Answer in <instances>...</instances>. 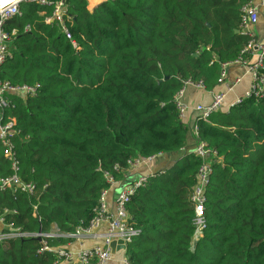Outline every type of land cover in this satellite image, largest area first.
Segmentation results:
<instances>
[{"label": "trees", "instance_id": "16d2710c", "mask_svg": "<svg viewBox=\"0 0 264 264\" xmlns=\"http://www.w3.org/2000/svg\"><path fill=\"white\" fill-rule=\"evenodd\" d=\"M248 0H66L74 48L50 7L22 2L5 29L11 56L1 78L40 84L12 97L19 177L33 194L0 190V214L22 231L87 226L108 177L122 182L137 158L179 153L189 128L174 97L184 81L219 84L221 64L241 55ZM29 27V30L26 29ZM238 30V32H235ZM197 139L214 152L206 185V227L193 241L191 194L202 160L180 155L150 174L126 203L140 234L130 264H264V104L253 98L198 120ZM0 146V177L11 174ZM66 238H50L62 246ZM36 238L0 241V264H56Z\"/></svg>", "mask_w": 264, "mask_h": 264}, {"label": "built area", "instance_id": "2783aa9c", "mask_svg": "<svg viewBox=\"0 0 264 264\" xmlns=\"http://www.w3.org/2000/svg\"><path fill=\"white\" fill-rule=\"evenodd\" d=\"M87 1L88 6L93 7L102 0ZM22 2L36 3L39 6L50 7L51 13L44 18V21L46 23H56L74 48H77L78 44L73 39L69 26L67 25V20H70V17L66 12V0H0V146L4 148V157L10 163L11 168V174L6 177H0V190L10 189L14 192L19 190L33 194L35 185L31 182L23 181L18 175L19 162L14 143L11 140V136L14 133V122L5 119L4 111L11 104L12 97L27 98L36 96L40 89V84H14L1 78L2 66L7 58L11 56L9 45L11 38L5 29V22L8 18L20 14L19 5ZM260 7L262 8L264 17V0H260ZM240 11V31L242 34H246L249 40L237 59L221 64L218 83H225V89L223 91L213 92L211 100L207 104H196L189 107L183 101L186 87L206 88L201 81H184L174 97L176 110L181 120L189 108L197 112L195 122L198 120L207 121L211 114L221 109L226 93L231 91L233 85L238 81L236 79L230 83L225 82L227 69L233 64L240 65L251 76V81L248 89L241 97L236 98L232 106L251 98L256 102L263 101L264 104V36H257L252 28L259 19V5L253 3L252 0H248L242 5ZM26 29L29 30V27H26ZM194 135L196 144L193 153L202 160L191 194L194 212L192 218L194 226L192 239L193 241H197L202 236L203 230L206 227L205 190L212 173V162L210 159L214 157V152L210 151L205 142L197 139V126L195 124ZM155 158V156H150L135 159L129 163L130 171ZM148 176L144 174L139 175L129 184L121 188L115 196L113 209L108 205L107 192L116 182L112 177H108L110 186L101 192L98 204L94 209V215L89 224L84 227H77L67 233L57 229L37 232L22 231L20 228H15L11 223L7 222L3 215L0 214V241L8 238H36L41 243L38 253L44 251L54 252L58 257L56 264H107L114 256L111 252L110 243L112 241H121L125 246V248L118 249V252L121 253V261L123 264H130L128 261L127 247L134 237L140 234V229L133 226L131 222L132 218L126 210V203L139 187L145 185ZM50 238H66L68 241L62 246H51L48 242ZM83 240H101V242L89 247L80 248L76 251L68 248L70 243Z\"/></svg>", "mask_w": 264, "mask_h": 264}, {"label": "crops", "instance_id": "0c3cea01", "mask_svg": "<svg viewBox=\"0 0 264 264\" xmlns=\"http://www.w3.org/2000/svg\"><path fill=\"white\" fill-rule=\"evenodd\" d=\"M253 3L259 5V19L258 21L252 26L254 32L257 36L262 37L264 36V17L262 13V8L260 7V0H252ZM238 79L237 83L233 85L231 91L227 92L224 98V103L221 107L222 110H228L229 107L232 106L233 102L236 98L241 97L242 94L248 89L251 76L244 71V69L238 65L233 64L229 66L227 69V83L233 82L234 80ZM225 89V83L217 84L214 89H203V88H195L193 86H187L183 95V101L189 106L192 107L196 104H207L211 100V96L213 92L223 91ZM197 117V112L194 111L192 108L187 109L182 118L184 124L187 125L189 128L188 135H187V142L186 147L180 151L179 153L174 154H159L156 156L155 159L143 164L141 166L136 167L135 169L131 170L129 174L124 178L122 182H116L113 186L108 189L107 192V202L111 209L114 207V200L116 194L129 184L132 180L137 178L139 175H150L157 170L168 169L172 165L176 163L180 155L183 153H193L196 138L194 135V124ZM101 240H83L80 242H72L68 245L70 250L76 251L83 247H89L94 244L100 243ZM120 252L118 250L115 252L113 259L110 260L107 264H123L121 261Z\"/></svg>", "mask_w": 264, "mask_h": 264}, {"label": "water", "instance_id": "95a60500", "mask_svg": "<svg viewBox=\"0 0 264 264\" xmlns=\"http://www.w3.org/2000/svg\"><path fill=\"white\" fill-rule=\"evenodd\" d=\"M235 32H238V30H235ZM110 248H111V252L112 254H115V252L119 249V248H125V246L122 244L121 241H112L110 243Z\"/></svg>", "mask_w": 264, "mask_h": 264}, {"label": "rangeland", "instance_id": "374dc122", "mask_svg": "<svg viewBox=\"0 0 264 264\" xmlns=\"http://www.w3.org/2000/svg\"><path fill=\"white\" fill-rule=\"evenodd\" d=\"M120 256H121V254H120Z\"/></svg>", "mask_w": 264, "mask_h": 264}]
</instances>
